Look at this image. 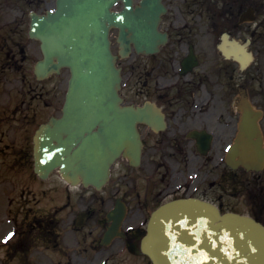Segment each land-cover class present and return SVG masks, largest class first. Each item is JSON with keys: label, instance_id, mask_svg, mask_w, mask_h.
I'll list each match as a JSON object with an SVG mask.
<instances>
[{"label": "flooded vegetation", "instance_id": "obj_1", "mask_svg": "<svg viewBox=\"0 0 264 264\" xmlns=\"http://www.w3.org/2000/svg\"><path fill=\"white\" fill-rule=\"evenodd\" d=\"M44 3L29 0L36 8ZM116 7L123 21H135L134 38L123 37L131 55H121L116 36L113 45L120 54L122 96L139 117L142 165L120 164L100 192L67 183L58 170L42 179L32 167L31 144L46 106L26 103L31 93L25 87L8 89V103L0 104V136L27 128L29 142L0 152L14 156L0 179V217L12 220L15 233L6 246L0 238L1 264H143L135 249L137 231L103 244L107 213L118 199L138 214L176 198L195 196L220 208L240 199L239 173L225 167L223 146L237 132L241 86L263 112L264 134V0H119ZM19 10L21 20L0 15V58L15 60L17 46L24 53L16 32L27 23ZM239 43L248 44L254 58L242 74L239 61L224 52ZM64 85L57 88L59 117ZM196 133L213 136L208 153L197 150ZM249 182L253 213L264 221V174H253ZM2 229L0 223V237Z\"/></svg>", "mask_w": 264, "mask_h": 264}, {"label": "water", "instance_id": "obj_2", "mask_svg": "<svg viewBox=\"0 0 264 264\" xmlns=\"http://www.w3.org/2000/svg\"><path fill=\"white\" fill-rule=\"evenodd\" d=\"M58 4L59 13L49 16L48 25L53 29L48 37L59 41L66 52L65 63L73 71L75 103L84 119L89 114L100 130L109 131L108 135L94 133L92 138L95 154L108 155L97 158L99 166L107 170L122 148L135 164L140 143L131 128L133 117L121 107L118 94L120 69L109 39L115 21L110 1L59 0ZM46 48L48 52L50 48ZM45 65L48 74L56 70L52 58ZM122 127L123 132L118 130ZM237 158L248 169L264 165L259 132L248 116L243 118L231 162ZM157 216L142 248L155 264H264V227L251 219L222 216L216 208L198 202H181Z\"/></svg>", "mask_w": 264, "mask_h": 264}, {"label": "rangeland", "instance_id": "obj_3", "mask_svg": "<svg viewBox=\"0 0 264 264\" xmlns=\"http://www.w3.org/2000/svg\"><path fill=\"white\" fill-rule=\"evenodd\" d=\"M51 3H52V0H48L47 3L43 4V7H46V6H51ZM33 56V54H32ZM36 57H38V55H34ZM29 65V61H27L24 65V68L27 67ZM239 211H242V212H248L249 211V208H248V205H247V200L245 198H241V201L239 203Z\"/></svg>", "mask_w": 264, "mask_h": 264}]
</instances>
